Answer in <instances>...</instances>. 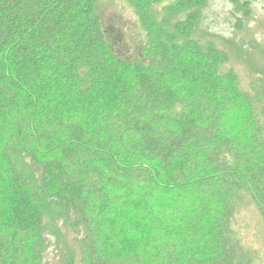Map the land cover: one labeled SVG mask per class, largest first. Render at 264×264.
I'll list each match as a JSON object with an SVG mask.
<instances>
[{
	"label": "trees",
	"instance_id": "trees-1",
	"mask_svg": "<svg viewBox=\"0 0 264 264\" xmlns=\"http://www.w3.org/2000/svg\"><path fill=\"white\" fill-rule=\"evenodd\" d=\"M128 2L134 60L98 0H0V264H45L46 218L62 264L253 262L230 222L240 191L264 222V119L194 36L207 0Z\"/></svg>",
	"mask_w": 264,
	"mask_h": 264
},
{
	"label": "rangeland",
	"instance_id": "rangeland-1",
	"mask_svg": "<svg viewBox=\"0 0 264 264\" xmlns=\"http://www.w3.org/2000/svg\"><path fill=\"white\" fill-rule=\"evenodd\" d=\"M159 1L150 8L157 17L162 16L163 7L169 2ZM96 11L106 37L118 55L128 60L138 58L144 33L128 0H98ZM194 36L203 44L211 42L226 54L227 60L218 72L236 75L238 89L256 105L255 112L264 119V1L254 0L250 16L241 18L227 0H207ZM237 127L240 133L245 130L243 120ZM234 203L230 222L232 234L250 253L252 264H264L263 219L247 191L237 192ZM44 234L49 239L44 253L45 264H62L65 255L73 248L71 234L65 230L60 233L49 218H46ZM75 264L79 261L75 260Z\"/></svg>",
	"mask_w": 264,
	"mask_h": 264
}]
</instances>
